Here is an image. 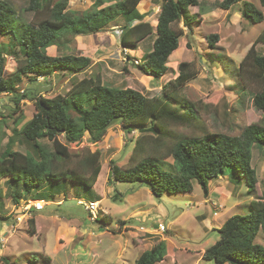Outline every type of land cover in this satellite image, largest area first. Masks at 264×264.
Listing matches in <instances>:
<instances>
[{
  "label": "rangeland",
  "instance_id": "374dc122",
  "mask_svg": "<svg viewBox=\"0 0 264 264\" xmlns=\"http://www.w3.org/2000/svg\"><path fill=\"white\" fill-rule=\"evenodd\" d=\"M3 1L14 8L20 25L36 22L38 16L30 10L33 0ZM40 1L41 5L46 3L45 0ZM97 1L69 0L67 10L82 15L95 9ZM102 1L101 7H107L120 0ZM222 1L199 0L200 7H190V14L197 15L192 31L185 27L184 22L173 25L174 30H183V36L179 48L169 58L166 75L161 79L145 76L133 65L151 52L156 31L135 49L124 50L119 44L120 28L124 21L118 19L97 34L67 36V44L52 46L47 50L51 56L88 57L92 60L89 68L77 74L57 70L51 77L38 78L37 87L31 82L32 78L24 77L16 91L29 97L30 90L35 88L43 97L52 98L65 95L83 79L99 77L106 86L129 88L154 97L160 96L163 86L178 76L181 63H190L197 76L183 88V95L196 105L200 124L176 126L173 128L176 134L182 137L202 136L206 130L240 136L246 126L264 122V114L252 103L253 93L243 91L242 82L237 76L241 61L264 30V21L254 24L244 19L242 8L244 2L253 3L263 14L264 8L260 0H243L226 11L215 6V3ZM161 2L141 0L139 3L140 13L148 14L145 21L154 28ZM210 35L219 36L214 48L208 42ZM9 40V37L0 39V44L5 45L3 72L6 78L17 69V59L7 47ZM256 52L264 55V44H257ZM14 107H18L17 115L8 118ZM36 112L35 102L30 98H22L16 105L14 94L1 95L0 155L13 136L14 151L37 158L33 147L23 141L20 132H12L15 117H23V122L17 127L20 131ZM140 135V131L128 133L116 123L96 144L91 143L88 136L75 144H68L64 136H58L73 155L70 166L77 165L83 153L100 151L102 169L93 189L65 181L54 185L51 191L56 194L55 199L49 202L43 200L48 202L43 211H35L34 204L38 202L33 199L35 192L28 196L22 183H18L17 189L9 178L0 179V216L7 219L4 221L0 218V264H136L143 252L161 241H166V256L157 264H216L204 260L203 254L219 241L221 223L235 215L248 214L251 202L264 194V146L256 147L252 152L251 165L257 173L258 182L253 194L247 192L246 179L234 180V170L228 168L224 176L230 178L227 186L230 183L231 187L224 190L223 177L213 181L210 183L212 191L209 199L204 198L197 184L191 191L193 198L191 195L181 198L176 194L156 198L146 185L118 183L111 179L113 163L121 169L129 165L135 141ZM40 143L54 151L53 142L49 139ZM161 162L159 164L165 169L176 173L173 158ZM47 185L43 186L42 193L51 192ZM16 193L22 195L19 205L15 203ZM116 194L120 195L119 202L114 201ZM79 201H98L99 214L110 215L111 224L105 226L92 221ZM28 207H31L30 210ZM32 216H36L34 233L28 224ZM159 224L166 225L164 232L159 229ZM256 242L264 245L262 233Z\"/></svg>",
  "mask_w": 264,
  "mask_h": 264
},
{
  "label": "trees",
  "instance_id": "16d2710c",
  "mask_svg": "<svg viewBox=\"0 0 264 264\" xmlns=\"http://www.w3.org/2000/svg\"><path fill=\"white\" fill-rule=\"evenodd\" d=\"M68 1L45 0L41 5L40 0H33L30 10L36 12V22L20 25L14 8L0 0V39L9 37L7 47L17 59L16 72L6 78L3 72L5 45L0 44V98L3 94H14L16 105L20 99L30 98L37 109L20 131L17 127L23 117H15L12 131L13 134L20 132L37 158L14 151L12 136L0 155V179L9 178L17 189L18 183H22L28 196L35 192V201H53L56 194L51 189L63 181L93 189L102 169L100 151H87L77 165L70 166L73 155L58 136H64L68 144L80 143L88 136L91 143L96 144L117 123L128 133L135 130L142 133L135 141L129 165L121 169L113 163L111 179L118 183L146 185L156 198L191 192L197 184L207 197L210 180L226 175L228 168H232L236 178L246 179L251 191H255L258 182L251 165L252 152L254 147L264 146L263 121L246 126L240 136L205 130L202 136L182 137L173 129L200 124L196 105L183 95V88L197 76L190 63L179 65L178 76L163 86L160 96L147 97L133 89L112 88L104 85L99 77L83 79L65 95L52 98L43 97L35 88L30 90L29 97L19 95L16 89L24 77L32 78L31 82L37 87L38 78L51 77L57 70L77 74L89 68L92 60L88 57L51 56L47 50L67 44V36L97 34L118 19L124 21L119 34V44L124 50L135 49L156 31L151 52L133 65L143 75L161 79L183 36V30L176 31L173 25L184 22L192 31L197 15L190 14V7H200L199 0H162L154 28L145 21L148 14L139 11L141 0H120L107 7H101L103 1L98 0L95 9L82 15L67 10ZM242 1L224 0L215 6L230 10ZM260 4L264 8V0H260ZM242 16L254 24L264 21V14L251 2L243 3ZM218 41V35L208 36L210 47L214 48ZM259 43L264 44V30L241 61L237 76L243 91L253 93L254 107L264 114V55L256 52ZM17 108L14 107L8 118L17 115ZM44 139L53 142L54 151L40 143ZM169 157L175 162L176 173L159 164ZM46 184L51 191L48 194L41 192ZM21 196L19 193L15 196L16 205ZM119 196H114L115 202L120 201ZM250 208L248 214L235 215L223 224L218 230L219 241L205 250L204 260L216 264H264V245L256 242L260 233L264 235V196L252 201ZM35 217L28 220L33 233ZM94 222L107 226L112 217L100 213ZM165 256L166 241H161L143 252L136 264H157Z\"/></svg>",
  "mask_w": 264,
  "mask_h": 264
},
{
  "label": "built area",
  "instance_id": "2783aa9c",
  "mask_svg": "<svg viewBox=\"0 0 264 264\" xmlns=\"http://www.w3.org/2000/svg\"><path fill=\"white\" fill-rule=\"evenodd\" d=\"M79 204L84 207L85 211L88 212L90 215L91 220L95 221L97 217L99 216V203L96 202H90V203H84L79 201ZM47 204L44 202H36L34 204V208L36 211H43L45 209V206ZM31 207H28V210H30ZM159 229L164 232L166 230V225L159 224Z\"/></svg>",
  "mask_w": 264,
  "mask_h": 264
},
{
  "label": "crops",
  "instance_id": "0c3cea01",
  "mask_svg": "<svg viewBox=\"0 0 264 264\" xmlns=\"http://www.w3.org/2000/svg\"><path fill=\"white\" fill-rule=\"evenodd\" d=\"M231 10V9H230ZM226 11H229V10H226ZM254 148H256V147H254ZM253 150H255V149H253ZM253 158V157H252ZM253 166V165H252ZM254 169V168H253ZM255 170V169H254ZM256 175H257V173H256ZM221 177H223V181H225V188H224V190L225 189H229L231 186H230V183H229V186H227L228 185V181H229V179L230 178H227V177H225V176H220V177H218V178H215V179H212V180H210V183H212L213 181H215V180H220L221 179ZM234 180H238V178H236V176H235V178H233ZM243 179H240V181H242ZM247 182V181H246ZM210 183H209V193H208V196L207 197H205L204 196V198L206 199H209V198H211V189H210ZM247 184V188H248V193L249 194H253L252 192H254V191H251V189H250V187H249V185H248V183H246ZM257 185H258V183H257ZM194 189V188H193ZM200 190V189H199ZM229 194L230 195H233V193L232 192H229ZM228 194V195H229ZM178 197H181V198H183V197H185L186 198V196L185 195H188V196H190L191 195V192H181V193H178V194H176ZM192 196V198H193V195H191ZM263 196H264V194L262 195V198H263ZM236 199L238 200L239 199V194L237 195V197H236ZM259 199H261V198H259ZM257 200H258V198H257ZM36 202V201H35ZM38 202H44V201H38ZM44 203H48V202H44ZM39 212V211H38ZM216 214V213H215ZM217 215V214H216ZM199 217V216H198ZM93 221V220H92ZM226 222V221H225ZM224 222V223H225ZM224 223H221V225H220V227L219 228H221L222 226H223V224ZM160 263V262H159Z\"/></svg>",
  "mask_w": 264,
  "mask_h": 264
}]
</instances>
